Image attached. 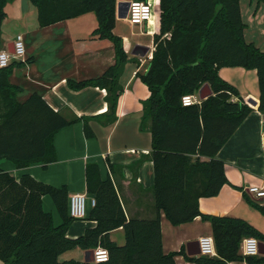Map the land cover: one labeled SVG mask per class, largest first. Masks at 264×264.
<instances>
[{"label": "trees", "instance_id": "1", "mask_svg": "<svg viewBox=\"0 0 264 264\" xmlns=\"http://www.w3.org/2000/svg\"><path fill=\"white\" fill-rule=\"evenodd\" d=\"M16 0H0V44L6 7ZM37 9L40 28H49L81 16L94 14L98 27L93 36L109 40L116 51V62L106 72L89 80H68L70 90L90 87L106 90L109 109L106 124L118 120L117 108L123 93L119 80L129 60L124 40L114 32L118 0H29ZM137 1V0H135ZM148 1V0H139ZM242 0H154L158 33L154 37L152 60L137 79L149 90L143 102L140 130L150 123L155 219H129L125 215L115 183L102 178L101 168L87 165V195L96 200L88 220L96 226L81 237L71 239L69 230L76 222L70 217L69 188H56L37 181L29 174L17 179L0 168V262L2 264H92L75 260L60 261L72 250L109 251L107 263L93 264H176L183 249L166 254L161 232L164 214L174 226L192 223L200 217L211 222L217 257L190 258L196 264L244 262L262 264L264 259L243 256L241 242L254 237L264 242V234L246 220L208 216L199 208L201 199L220 194L229 184L226 163L217 158L228 140L253 113L238 89L222 80L223 68L242 67L256 71L259 79L258 110L264 113V51L245 40L246 24ZM264 5V0H250ZM34 59L12 62L0 69V161H10L18 170L33 164L43 168L57 162L55 138L74 124L83 122L88 139L95 136L90 119L69 120L56 112L43 95L30 94L23 101L24 87L11 78ZM206 84L213 95L200 105L183 106V98L198 93ZM252 208L264 216V203L244 194ZM44 197L53 201L59 217L44 208ZM123 229L125 245L111 239V232Z\"/></svg>", "mask_w": 264, "mask_h": 264}, {"label": "crops", "instance_id": "2", "mask_svg": "<svg viewBox=\"0 0 264 264\" xmlns=\"http://www.w3.org/2000/svg\"><path fill=\"white\" fill-rule=\"evenodd\" d=\"M20 1L16 0L6 7L7 17L2 26L0 51L13 44L8 39L5 28L11 20L10 7L18 3L22 4ZM121 1L127 0H118V3ZM153 2L154 0L152 4ZM255 4L257 5L256 2H250L249 11L254 9ZM261 6L257 5L256 8L260 10ZM260 11L263 13L262 18L258 19V14L255 13L253 15L255 19L251 22L256 30L255 36L253 35L250 41L247 40L248 26L246 25L245 40L264 51V10ZM25 13H20L23 20L16 35L17 37L23 35L25 42L31 38L32 42L26 43L25 60L33 58L34 62L22 70H17L11 78L13 84L25 89L20 100L23 101L34 92L41 93L49 105L63 117L69 120L90 119V127L95 136L88 139L84 133V123H76L57 134L55 138L56 163L48 165L47 168H43L42 163L33 164L25 170H18L9 161L11 164L2 163L0 168L10 172L17 179L29 174L37 181L56 188L66 185L71 196L76 193L87 194L86 166L95 163L101 168L102 178L105 180L110 177L115 183L125 215L129 219H155L158 215L153 195L155 169L152 162L150 123L146 125L145 130H140L144 116L143 102L149 99L150 93L148 87L137 79L139 72L147 70L149 61L145 57H135L133 52L134 48L139 45L150 49L148 55L155 51L154 37L158 33L156 17L154 23H151L152 28L148 26L149 29L145 30L146 25L136 34L153 38V44L145 45L138 40L131 47L125 41L127 35L118 32L121 20L117 18L114 32L123 38L129 60L124 64L119 80L124 90L119 98L116 114L118 120L113 124H106L109 109L108 92L104 93V89L95 87L72 91L67 84L68 80L82 81L100 77L116 62V51L113 44L109 40L102 41L93 36V31L98 27L97 17L89 13L42 29L39 27L35 7L30 6ZM241 13H243L244 21L242 7ZM35 17L37 24L33 21L36 20ZM59 55L64 57L59 59ZM233 73H240L246 76V79H249L251 75L253 82H258L252 91L249 88V82H243V85L238 87L233 85L238 89L245 103L253 109V113L241 124L239 130L228 140L217 156L219 160L226 163V176L229 184L222 189L219 195L201 199L199 208L202 214L208 216L244 219L264 234V216L252 208L244 196V194L249 196L246 192L249 186L264 187V113L258 110L259 79L256 71H247L242 67L223 68L219 75L222 80L229 82L224 74ZM249 197L257 202L251 196ZM49 198H43L45 210L52 213L56 226H60L62 219L53 201ZM161 215L165 253H177L184 249L185 255H179L176 258V264H196L190 260L194 256L189 255L188 246L202 237L213 236L211 222H205L198 217L192 223L174 227L164 214ZM77 221L80 222L74 223L68 232L71 239L85 235L87 230L96 226L95 221L88 219ZM111 239L119 246L125 245L124 230L112 231ZM191 250L195 251L197 247ZM80 251L77 255L86 258L87 251ZM262 252L263 254L254 258L264 259V248ZM66 254L62 256L67 261L72 255ZM228 264L249 263L244 261L228 262Z\"/></svg>", "mask_w": 264, "mask_h": 264}, {"label": "built area", "instance_id": "3", "mask_svg": "<svg viewBox=\"0 0 264 264\" xmlns=\"http://www.w3.org/2000/svg\"><path fill=\"white\" fill-rule=\"evenodd\" d=\"M127 18L125 19L131 26L141 28L146 24L154 23V7L151 0L148 1H131L130 7L127 12ZM14 54L9 52L6 48L5 51H0V69H5L12 62H22L27 56L25 37L23 35L18 36L13 42ZM153 54H149L145 57L146 60L151 61ZM107 91L104 90V93ZM183 106L190 107L191 105H200L203 101L199 97V92L185 96L183 98ZM246 192L255 200L264 199V187L261 186H249ZM70 201V217L77 220H87L89 210L96 205V200L89 197L87 194L76 193L69 197ZM259 241L254 237H245L241 242V253L243 256L256 257L259 256ZM199 247L201 248V256L203 257H215L217 256V247H215V240L213 236L202 237L199 240ZM105 256L107 259H105ZM110 259L109 251L104 248L94 249V262L95 263H107Z\"/></svg>", "mask_w": 264, "mask_h": 264}, {"label": "rangeland", "instance_id": "4", "mask_svg": "<svg viewBox=\"0 0 264 264\" xmlns=\"http://www.w3.org/2000/svg\"><path fill=\"white\" fill-rule=\"evenodd\" d=\"M21 1H22V4L18 3V5L10 7L11 9H9L10 10V18H11V20H10V24L7 25L5 29H6V35L8 36V39L10 41H12V42H14L16 40V37H17L16 34L18 33L19 27H20V23L23 20L22 15H20V13L22 12V14H24L26 12L27 8H29L30 6L34 7L32 4H30L29 0H21ZM127 1L131 2L133 0H127ZM152 1L153 0H151V3H152ZM19 4H21L20 7H19ZM249 5H250V0H242L241 1L242 11L244 12V23L248 26V28H247L248 29L247 30V40L248 41H250L251 37L256 33V30L253 28L251 22L253 21V19H255V17L253 15H255L256 11L259 10V9L256 8L257 5L255 4L254 9L252 11H249ZM261 9H262V11L264 10V5L261 6ZM260 10L258 11V13H256V14H258L257 15L258 19L262 18V15H263V13ZM35 16H36V12H35ZM33 21H34L35 24H37V18H36V20L34 19ZM146 25H145L146 26L145 30H148L149 28L153 27V24H151V23L146 24ZM148 26H149V28H147ZM140 30H142L140 26L133 27L125 19H121V21L119 23V26H118V32L124 33V34L127 35V38H126L125 41L127 42L128 45L130 44V47L134 46L135 42H138V40H140L145 45H152L153 44V38H151L149 36H146V35L145 36H140V35L137 36L136 35V34H138L140 32ZM31 42H32L31 38H28L25 43H31ZM63 57L64 56H62V55L60 56L59 55V59H61ZM224 76L226 77L227 80H229V82L232 85H235L236 87H238L240 85H243V82H246V83L249 82L248 84L250 86L249 88H250L251 91H252L253 87H256V85L258 83L256 81L253 82V79H252L251 75L249 77L250 81H249L248 78L246 79V76H244V75H242L240 73L239 74H237V73L224 74ZM2 163L3 164L4 163L11 164V163H9V161L7 162L6 160H2V161H0V166L3 165ZM49 200H51V199L49 198ZM76 222H80V221L76 220ZM78 252H81L80 249L72 250L70 252H67L66 255H72V257H71L72 259L70 258L71 260H75V261L78 260V261L84 262L85 258L82 257V256L81 257L78 256L77 255ZM65 260L66 259L64 258V256H62L60 258V261H65Z\"/></svg>", "mask_w": 264, "mask_h": 264}, {"label": "water", "instance_id": "5", "mask_svg": "<svg viewBox=\"0 0 264 264\" xmlns=\"http://www.w3.org/2000/svg\"><path fill=\"white\" fill-rule=\"evenodd\" d=\"M130 4L131 2L129 1H121L120 3H118V6H117V16H118V19L121 20V19H126L127 18V12H128V9L130 7ZM14 44H11L8 49H9V52H12L13 54L15 53L14 50ZM134 52H133V55L135 57H146L148 55V53L150 52V49L147 48V47H144V46H136L134 48ZM213 95V91H212V88L209 84H206L200 91H199V97L201 98L202 101H206L208 98H210L211 96ZM259 204L261 203H264V199H260L259 201H257ZM259 249H260V252L259 254H263L262 252V249L264 248V242H261L259 243ZM194 247H197V250L195 251H192L191 248H194ZM189 248V255L190 256H198L201 254V248L199 247V241H196L192 244H190L188 246ZM86 263H94V251H87L86 253V258H85V261Z\"/></svg>", "mask_w": 264, "mask_h": 264}, {"label": "clouds", "instance_id": "6", "mask_svg": "<svg viewBox=\"0 0 264 264\" xmlns=\"http://www.w3.org/2000/svg\"><path fill=\"white\" fill-rule=\"evenodd\" d=\"M105 259H107V257L105 256Z\"/></svg>", "mask_w": 264, "mask_h": 264}]
</instances>
